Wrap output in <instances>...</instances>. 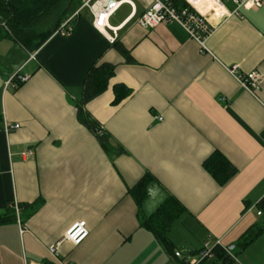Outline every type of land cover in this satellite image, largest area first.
<instances>
[{
  "label": "crops",
  "instance_id": "1",
  "mask_svg": "<svg viewBox=\"0 0 264 264\" xmlns=\"http://www.w3.org/2000/svg\"><path fill=\"white\" fill-rule=\"evenodd\" d=\"M125 1L106 33L84 11L71 34L53 35L33 60L0 34V215H16L0 226V264H175L140 220L171 197L184 208L169 235L175 251L197 253L207 239L236 247L263 223L264 82L254 97L229 69L264 76V5L213 19L202 51L177 23L142 29L137 19L151 0ZM104 64L115 74L84 110L110 151L78 115L89 72ZM16 74L29 76L18 89L9 85ZM117 84L131 94L114 105ZM4 121L20 129L7 135ZM28 150L32 157L22 155ZM215 152L237 170L225 187L203 167ZM147 175L140 212L130 190ZM80 221L88 238L52 255ZM238 251L242 264H264V233Z\"/></svg>",
  "mask_w": 264,
  "mask_h": 264
},
{
  "label": "trees",
  "instance_id": "2",
  "mask_svg": "<svg viewBox=\"0 0 264 264\" xmlns=\"http://www.w3.org/2000/svg\"><path fill=\"white\" fill-rule=\"evenodd\" d=\"M82 2V1H81ZM81 5V3H79ZM73 8V0H0V34L3 32L7 36L18 41L27 51L34 53L39 50L68 19ZM5 25V26H4ZM124 55H127L122 50ZM115 74V66L104 64L95 66L89 72L83 98L78 105L79 120L99 136L103 147L110 151V145L102 131L101 126L96 123L84 110V106L103 94L109 86L111 78ZM21 84L18 85V89ZM115 100L114 105L120 104L128 98L131 90L122 84L114 86ZM203 167L219 184L225 187L237 174V170L221 153H213L204 163ZM151 180L147 175L137 186L130 190L135 202L142 211L146 199L147 184ZM257 208L264 216V199L260 201ZM183 206L174 198L167 199L151 216L141 217V226L151 231L161 245L171 254L174 255L175 249L169 235L173 229L174 223L183 214ZM16 220L13 208L8 209L5 215H0V226L9 224ZM264 233V220L261 225H253L240 238L238 245L232 250L237 256L240 250H245L260 235ZM215 257L204 261L201 264H234V261L228 257L221 246L214 249Z\"/></svg>",
  "mask_w": 264,
  "mask_h": 264
},
{
  "label": "built area",
  "instance_id": "3",
  "mask_svg": "<svg viewBox=\"0 0 264 264\" xmlns=\"http://www.w3.org/2000/svg\"><path fill=\"white\" fill-rule=\"evenodd\" d=\"M232 3V8L222 0H151L149 8L137 19V24L144 30H151L161 24L177 23L180 25L201 47L202 51L207 50V41L213 35L216 29V23L213 19L223 21L232 17L240 16L242 10H258L264 5V0H226ZM125 0H83L80 8L70 16L54 35L67 36L72 33L74 20L82 12L86 11L91 17L92 25L98 31L106 33L110 28V19L118 12ZM203 9L205 10L203 12ZM5 26V25H4ZM117 35L118 29H113ZM111 43L116 41V37L109 38ZM36 54H30V59H35ZM231 75L236 79L239 85L254 97H258L261 85L264 82V76L257 72L244 73L239 71L238 66L229 69ZM29 76L16 74L11 83L14 89L19 84L28 81ZM160 122L162 117H156ZM20 129L19 124H11L4 121L2 131L10 134ZM102 135V132H98ZM264 142V137H263ZM24 157H32L34 151L28 150L22 154ZM15 210L18 213L19 207L15 204ZM261 216V212H258ZM25 232L21 229V233ZM89 236V230L85 221L75 223L66 231L64 237L55 245L49 247V252L59 255V247L62 243L68 241L75 246L81 245ZM221 246L228 256L234 261V264H242L238 257L228 248L222 245L220 241L207 239L202 248L197 253H184L175 251V264H201L206 260L215 257L214 249Z\"/></svg>",
  "mask_w": 264,
  "mask_h": 264
},
{
  "label": "rangeland",
  "instance_id": "4",
  "mask_svg": "<svg viewBox=\"0 0 264 264\" xmlns=\"http://www.w3.org/2000/svg\"><path fill=\"white\" fill-rule=\"evenodd\" d=\"M81 1H83V0H73V8H72V10H71V12H70V14H69V16H68V18L70 17V16H72L79 8H80V6L81 5H79V3H81L82 4V2ZM222 1H224V2H226V4L230 7V5H232V3L231 2H228V1H226V0H222ZM86 12V11H85ZM257 211V210H256ZM256 211H255V213H254V219H255V222L256 221H261V218H257L256 217ZM232 251V250H231ZM234 253V252H233ZM227 254V253H226ZM228 255V254H227ZM229 257V256H228Z\"/></svg>",
  "mask_w": 264,
  "mask_h": 264
},
{
  "label": "water",
  "instance_id": "5",
  "mask_svg": "<svg viewBox=\"0 0 264 264\" xmlns=\"http://www.w3.org/2000/svg\"><path fill=\"white\" fill-rule=\"evenodd\" d=\"M234 248H235V246L233 245V246H231L229 249H230V250H233Z\"/></svg>",
  "mask_w": 264,
  "mask_h": 264
}]
</instances>
